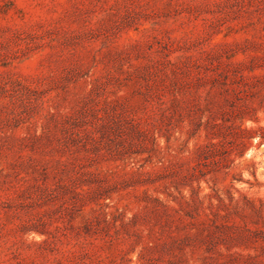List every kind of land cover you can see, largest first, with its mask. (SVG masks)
<instances>
[{
  "label": "rangeland",
  "instance_id": "rangeland-1",
  "mask_svg": "<svg viewBox=\"0 0 264 264\" xmlns=\"http://www.w3.org/2000/svg\"><path fill=\"white\" fill-rule=\"evenodd\" d=\"M0 264H264V0H0Z\"/></svg>",
  "mask_w": 264,
  "mask_h": 264
}]
</instances>
